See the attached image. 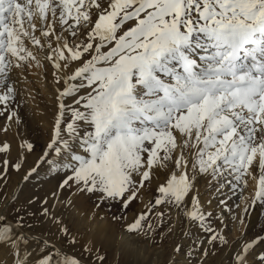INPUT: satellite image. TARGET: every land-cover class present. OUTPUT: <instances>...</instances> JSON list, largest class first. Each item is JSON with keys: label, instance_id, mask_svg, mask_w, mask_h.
Instances as JSON below:
<instances>
[{"label": "snow or ice", "instance_id": "snow-or-ice-1", "mask_svg": "<svg viewBox=\"0 0 264 264\" xmlns=\"http://www.w3.org/2000/svg\"><path fill=\"white\" fill-rule=\"evenodd\" d=\"M34 67L53 102L42 145L17 87ZM0 118V180L58 177L4 199L0 264H135L149 248L158 264H264L247 235L264 209V0H0ZM81 197L95 228L71 215Z\"/></svg>", "mask_w": 264, "mask_h": 264}, {"label": "rangeland", "instance_id": "rangeland-1", "mask_svg": "<svg viewBox=\"0 0 264 264\" xmlns=\"http://www.w3.org/2000/svg\"><path fill=\"white\" fill-rule=\"evenodd\" d=\"M31 71L35 74L28 75L24 82L17 84V87L23 92V100L26 101L25 106L21 109V114L25 121V128L22 130L26 132V135L31 140L35 141L38 145H42L47 139L49 121L52 115L50 109L53 106V102L49 99V96L52 95L51 85L47 80L40 79V73L43 72V70L34 67ZM44 75L48 76V79L50 80L49 73H44ZM13 78H17L15 74ZM30 96H34L35 99H30ZM18 99H20V97H18ZM2 119L3 118H0V120ZM33 160L34 157H30L29 164H31ZM57 179L58 177L55 173L47 170V165L39 170V175H34L28 182H22L21 177L13 173L6 184L4 181L0 180V207H2V202L5 198H9V202L11 203V198L18 196L23 203L30 196L41 197L57 183ZM200 187L201 192H205L203 182H201ZM91 205L92 200L81 197L77 200V209H73L71 212V215L84 228L96 227V225H89L87 221L84 220V217L80 215V213H89ZM107 207L108 206H105L103 210H98L102 216L107 214ZM117 207L118 206H113V211H115ZM139 208V203L133 202L128 211L129 220L132 219L133 212H137ZM100 223L102 222H98V224ZM262 225H264V209L253 210L248 221L247 235L249 237H256L257 234H259L260 238H264V230H262L261 227ZM235 235H237L235 232L231 234V236ZM178 238L179 237H174V239ZM118 245L119 229L117 228L111 237V240L106 245L109 249L108 257L110 261L115 258ZM170 246L171 241L165 240L164 248L168 249ZM163 255L164 254L161 250H153L149 248L143 252L134 250L133 253L130 256L125 257V259L135 262V264H158V262L163 259ZM215 260L217 264H219V261L221 260H223V264H229V256L227 252L219 254Z\"/></svg>", "mask_w": 264, "mask_h": 264}]
</instances>
